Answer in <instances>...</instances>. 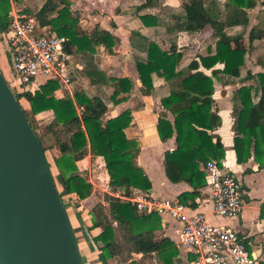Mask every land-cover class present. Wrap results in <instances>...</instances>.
Returning <instances> with one entry per match:
<instances>
[{"label":"trees","instance_id":"1","mask_svg":"<svg viewBox=\"0 0 264 264\" xmlns=\"http://www.w3.org/2000/svg\"><path fill=\"white\" fill-rule=\"evenodd\" d=\"M153 1L144 0V5ZM186 1L181 16L175 18L174 26L178 30L202 29L207 17L219 16L213 2L205 6L204 0ZM254 5L255 0H226L224 6L231 10L232 16L229 20L225 19L224 24L245 22L246 11ZM8 10V3L0 0V31L9 28ZM26 14L33 16L38 26H48L49 32L67 39L64 49L84 62V75L95 90L93 94H88L81 88H75L72 97H56L57 82L47 80L15 96L18 103L21 99L19 105L40 146L38 124L34 117L43 111L52 114L44 127L57 145L58 155L49 161L42 146L41 149L61 200L65 195H74V200L89 195L91 186L77 172L75 165V160L82 158L87 148L91 155L102 156L112 192L118 191L127 196L133 188L148 190L150 183L147 177L134 163L137 142L125 134V129L131 124L130 110L126 108L114 116H107L108 103L117 104L124 100L132 88V81L129 77H107L92 60L98 45H103L109 53L112 51L114 37L97 26L81 33L67 0H45L33 14ZM139 19L145 25L150 23L149 15ZM244 53L243 46L232 48L229 42L218 40L213 42L212 54H199L198 60L191 59L186 69H177L173 46L161 50L154 42H149L145 60L135 61L142 94L151 91L154 76L172 82L168 94L159 102L173 119L170 122L161 112L155 128L160 141L174 137L175 147L163 153V170L171 182L182 180L190 185L191 191L182 192L177 197L187 207L194 206L197 189L205 183L200 167L210 158L221 165L220 159L224 154L222 146L213 141L215 136L211 133L220 122L212 109V80L200 70H190L196 69L199 64L209 68L221 63L220 72L239 76ZM216 71L214 69L212 74ZM255 77L259 90L256 101L252 99L251 87L240 86L234 92L233 150L236 163L245 162L251 156L258 166L264 167V72L256 73ZM107 84L112 85L108 95L101 89ZM103 200L106 206L93 209L90 213V228H99L94 240L102 262L107 257H115L116 264H173L177 250L172 241L168 238L155 241L152 236L151 231L159 225L154 213H138L130 203L119 202L107 193L103 195ZM136 254L139 256L135 257Z\"/></svg>","mask_w":264,"mask_h":264},{"label":"crops","instance_id":"2","mask_svg":"<svg viewBox=\"0 0 264 264\" xmlns=\"http://www.w3.org/2000/svg\"><path fill=\"white\" fill-rule=\"evenodd\" d=\"M4 1L9 5V15L11 8L22 14H33L45 0H42L40 5H36V8L30 5L33 0H16L13 5L9 3V0ZM225 1L204 0L205 6L213 2L219 16L207 17L202 29L184 31L176 29L174 25L175 18L181 16L183 12L186 0H154L149 5H144V0H68L69 9L76 18L78 30L81 33L97 26L114 37L112 51L109 53L103 45H98L92 60L107 77H129L132 81V88L124 100L117 104L108 103L107 116H114L126 108L130 110L131 124L125 129V134L126 137L134 138L137 142L138 151L134 163L142 170L150 183V188L144 191L154 196L177 199L180 193L191 191V187L185 181L171 182L165 176L163 153L166 150H172L175 147V141L173 136L160 141L155 128L161 112L165 113L166 119L170 122L173 119L172 114L163 110L159 102L161 97L168 94L173 86L172 82L154 76L151 91L148 94H142L135 61L145 60L149 42H154L161 50H168L173 46L177 69H186L191 59L198 60L199 54H212L214 41H227L232 48L243 46L245 53L239 76L220 72L223 66L221 63H215L209 68L199 64L196 69L190 70H200L212 80V109L220 122L211 133L215 136L213 141L221 145L224 151L223 158L220 159L221 169L232 172L240 181L243 191L242 207L240 212L232 218L213 216L210 188L205 181L204 185L197 189L194 206L191 209L204 212L210 222L231 228L243 236L247 251L255 257L256 264H264V167L258 166L251 156L245 162H235L232 131L235 90L240 86L251 87L253 101H256L259 95L255 75L258 72H264V37L262 36L264 0H255V5L246 11L245 22L227 25L224 24V20H229L232 14L230 9L225 8ZM143 15L150 16L149 24L145 25L139 19ZM240 17L239 15L238 19ZM208 46L211 51L207 50ZM2 58L4 62L0 56L1 74V67H6L10 73L9 60L4 50ZM71 59L73 77L69 93H64L58 88L54 91L56 97H72L75 88H81L85 92V89L90 91L94 88L84 75V62L74 55H71ZM214 69L218 71L212 74ZM101 89L108 95L111 93L112 85H103ZM34 118L38 124L37 132H40L41 146L44 148L47 160L50 161L58 155L57 145L44 127L52 118V114L50 111H43L37 113ZM75 165L77 172L90 184V193L78 200H74V195H65L62 202L81 262L82 264H104V262L116 264L115 257H107L102 262L98 244L94 240L99 228H90L91 211L106 206L103 195L112 193L108 185L103 158L91 155L87 148L86 154L75 160ZM203 167L204 165L200 169L204 172ZM59 189H61L60 186ZM134 190L140 189L133 188L132 192ZM154 216L159 219V225L151 231L154 240L168 238L174 244L179 229L178 221L156 214ZM175 249L177 254L173 264H189L193 258L192 252L177 247ZM138 256L139 254L135 255V257Z\"/></svg>","mask_w":264,"mask_h":264},{"label":"built area","instance_id":"3","mask_svg":"<svg viewBox=\"0 0 264 264\" xmlns=\"http://www.w3.org/2000/svg\"><path fill=\"white\" fill-rule=\"evenodd\" d=\"M15 1L9 0V3L13 5ZM9 16L6 54L16 94L34 89L47 80L57 82L59 89L69 93L73 69L71 55L64 49L67 39L49 32L47 26H38L31 15L11 8ZM203 170L210 188L211 214L235 217L241 210L243 193L237 176L221 169L212 159L205 162ZM111 195L120 202L130 203L138 213H154L178 221L174 244L178 249L192 252L189 264H256L243 236L210 222L204 212L191 209L176 198L154 196L144 190H134L127 196L118 191Z\"/></svg>","mask_w":264,"mask_h":264},{"label":"water","instance_id":"4","mask_svg":"<svg viewBox=\"0 0 264 264\" xmlns=\"http://www.w3.org/2000/svg\"><path fill=\"white\" fill-rule=\"evenodd\" d=\"M0 264H82L41 146L1 72Z\"/></svg>","mask_w":264,"mask_h":264},{"label":"rangeland","instance_id":"5","mask_svg":"<svg viewBox=\"0 0 264 264\" xmlns=\"http://www.w3.org/2000/svg\"><path fill=\"white\" fill-rule=\"evenodd\" d=\"M44 1V0H43ZM68 1V0H67ZM42 3V0H33L31 3H30V5L33 7V8H36L35 6L37 5H40ZM7 37H8V34H7V31H2L1 33H0V56H1V60L3 61V58H2V56H3V50L6 52V50H7V45H6V39H7ZM4 62V61H3ZM1 70H2V74H3V77H4V79H5V81H6V83L10 86V88H11V91H12V93L14 94V96H16V92H15V89L13 88V86H14V83H15V81L11 78V75H10V73L7 71V69H6V67H1ZM75 73V75H76V72H74ZM73 74V73H72ZM75 82V81H74ZM80 84V83H79ZM82 85H84V84H82ZM86 90V92H88V93H94L95 92V90L93 91V88L90 90V91H88L87 89H85ZM19 103L21 104L22 103V101H21V99H19ZM39 133L40 132H37V136H38V138H39V140L41 141V139H40V136H39ZM102 169H104V168H102Z\"/></svg>","mask_w":264,"mask_h":264}]
</instances>
